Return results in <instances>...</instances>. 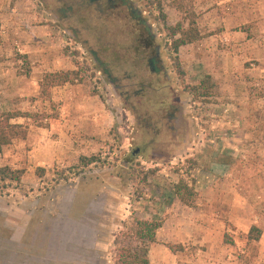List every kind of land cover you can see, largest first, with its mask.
<instances>
[{
  "label": "rangeland",
  "instance_id": "374dc122",
  "mask_svg": "<svg viewBox=\"0 0 264 264\" xmlns=\"http://www.w3.org/2000/svg\"><path fill=\"white\" fill-rule=\"evenodd\" d=\"M213 1H101L103 11H94L80 6L89 0H0L1 54L16 73L31 71L20 44H31L35 31L44 52L70 56L79 71L71 84L85 83L103 106L99 122L80 127L89 137L87 154L52 160L33 152L38 136L50 143L49 152L66 147L68 137L76 144L82 140L66 125L65 102L52 99L55 86L42 87L43 76L38 94L14 96L11 110L0 100V113H23L11 122L27 127L26 137L0 153V166L24 170L20 182L0 180V264H115L117 249L137 242L131 234L136 219L171 215H188L220 248L214 258L190 253L199 264H264V46L259 56L254 45L246 53L241 45L217 48L219 55H242L231 81L243 77L247 109L224 92L220 76L209 73L222 71L212 69L218 57L212 47L197 40L178 53L172 47L170 27L188 28L195 19L200 31L197 11L223 5ZM243 1L248 22L242 28L250 31L264 0ZM223 7L230 11L228 3ZM42 23L56 31L54 41L36 30ZM207 75L213 86L208 94L199 89L206 95L198 96L192 86ZM182 177L194 189L191 207L177 201L174 188ZM99 218L102 241L96 251L91 243L83 246L73 230L94 229ZM254 225L261 229L259 239L249 238ZM186 237V246H193L192 235Z\"/></svg>",
  "mask_w": 264,
  "mask_h": 264
},
{
  "label": "crops",
  "instance_id": "0c3cea01",
  "mask_svg": "<svg viewBox=\"0 0 264 264\" xmlns=\"http://www.w3.org/2000/svg\"><path fill=\"white\" fill-rule=\"evenodd\" d=\"M213 2L215 4L223 5H214L213 7L210 5L205 13L197 11L200 31L202 34L204 33L203 26L206 24L207 34L200 40H197L196 45L199 43H206L208 47L213 48L212 50L216 54L219 53V50L217 49L219 45L224 47L229 45H241L245 53L247 52L248 47L254 45L257 46L254 49V55H262L264 46V9L261 8L262 14L255 11V18H260V20L255 22V27L249 31L242 28V26L246 25L248 22V13L246 12V6L243 0H214ZM225 3L230 5V11H225V8L223 7ZM32 13L33 12L31 11L30 15ZM200 20H204L205 23L203 21V23L200 24ZM51 27L52 26L49 23H42L36 25V30L48 34L47 36L50 37L49 42H52L51 40L54 41L55 39L53 36L54 33L52 32L56 31ZM31 34L33 39L31 44H20L25 48V52H28L29 58L31 59L32 66L28 75H18L16 69L9 65L10 62L4 59L1 54L2 47H0V100L5 106V109L8 110H11V108H14L17 105L18 99L14 98V96L38 94L37 88L39 86V80L43 78L46 72L74 70L75 65L69 55H64L60 52H52L50 49L47 52H44V48L40 45L41 39L35 37V31ZM217 56L218 57H216L215 60H212L211 66L212 69L216 66L219 68L221 67L222 71H217V74H214V71H210L209 73L215 75V78L217 79L218 76H220L219 80L222 83V89L224 92L233 95L239 108L247 109V98L242 95V93L244 94L243 88L240 89L243 77L241 75H236L235 79H237V81H231V70L236 64L241 62L242 55L230 54L227 50H223L221 55L218 54ZM33 82L36 84V88L32 87ZM28 84H30V87H28ZM84 85L86 84L80 82L76 84L67 83L55 86L52 89V99L64 101V109L70 113L68 116L70 117V120H66V125H68L69 128L74 127L75 130H78L82 135V138H80L82 140L76 144V139L73 138V136L68 137L66 147L61 145V149L58 151L50 150L49 152L45 147H48L50 143L47 142V145H45L46 141L44 140V143L41 142L39 136L34 140L33 135L35 134H32L30 137L35 141L33 152H36L37 149L38 157L42 158L46 156L53 160L56 157H71L73 154H79V152L83 155L87 154L88 147L90 146V142L87 141V138L89 137L83 135L84 133L81 132L82 130L80 127L99 122L101 120L99 114L103 115V106L97 101V95H91L87 90V87L85 89ZM262 120L261 117L260 121L262 122ZM248 122L249 123L247 124H252L253 121H251V123L250 121ZM40 144L42 145L38 148ZM177 201L178 203H183L180 199ZM153 219L158 220L156 218ZM160 221H163V224L157 230L156 241L152 242L148 251V257L152 264H199V262L196 261V258H192L191 256L193 251H200L199 256H201V254H207L208 258H214L220 253V248L216 245L215 240L211 239L207 232L200 231V226L191 221L188 215L186 217L171 215L165 220ZM187 235H192L189 239H192L193 246H186L185 242L187 240ZM160 240H163L164 242L162 243ZM165 242L182 244L183 247L173 250L172 248H169ZM197 242H200L199 244H202L205 248L197 247ZM190 247H192V249ZM208 264L216 263L210 261ZM226 264H229V262H226Z\"/></svg>",
  "mask_w": 264,
  "mask_h": 264
},
{
  "label": "trees",
  "instance_id": "16d2710c",
  "mask_svg": "<svg viewBox=\"0 0 264 264\" xmlns=\"http://www.w3.org/2000/svg\"><path fill=\"white\" fill-rule=\"evenodd\" d=\"M188 28H184L181 23H178L175 27H170V36L173 39L172 47L176 53L179 52V48L182 45L191 43L195 40H199L203 37L200 33L197 22L195 19H190ZM79 78V71L74 70H62L47 72L41 82L42 87L50 88L53 86L64 85L67 83H74ZM80 81L82 79H79ZM211 76L207 75L198 85H193L192 89L198 91L199 95L208 94V89L213 85L211 82ZM199 89L205 90L200 91ZM23 113L20 112H1L0 113V153L5 145L10 144L15 138H24L27 135V127L23 124L12 123L11 119ZM27 115V114H24ZM92 159H89L91 162ZM190 170V167L186 169ZM23 169H13L9 166H0V180H14L20 182ZM195 179V176H193ZM174 191L178 198L188 206H193L194 201L192 196L194 195L193 187H190L185 178H181L175 185ZM162 226V221L149 220V219H136L131 234L136 238L135 246L124 245L117 249L115 264H152L148 257L149 244L156 241L157 230ZM261 235V229L257 226H252L249 232V238L259 239ZM120 241V237L116 239ZM173 249V247H171Z\"/></svg>",
  "mask_w": 264,
  "mask_h": 264
},
{
  "label": "flooded vegetation",
  "instance_id": "af4514ba",
  "mask_svg": "<svg viewBox=\"0 0 264 264\" xmlns=\"http://www.w3.org/2000/svg\"><path fill=\"white\" fill-rule=\"evenodd\" d=\"M101 1H106V3L108 5H111L110 1H113V0H89L88 4L86 5V3H84V5H80L82 9H86L87 6L92 8L94 11H101L102 8H101ZM121 1H130V0H121ZM84 11V10H83ZM103 11V10H102ZM107 75V74H106ZM84 200H86L85 198H83ZM86 206L88 207V202L86 203ZM102 216V215H101ZM100 219V218H99ZM97 220L98 221V227H95L94 229L93 228H89L87 227L85 229V231H77V230H73V233H78L80 232V235H81V242L84 246V244L87 245V247H91L90 246V243L92 244V247H95L96 251L98 250V245L100 244V242L102 241L101 240V237H100V233H101V226H102V222H101V219L100 220ZM77 221V220H76ZM78 222V221H77ZM89 243V244H88ZM101 262L98 260L97 261V264H100Z\"/></svg>",
  "mask_w": 264,
  "mask_h": 264
}]
</instances>
